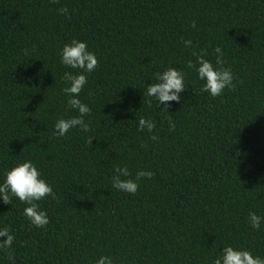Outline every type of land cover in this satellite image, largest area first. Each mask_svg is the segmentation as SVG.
<instances>
[{
  "label": "trees",
  "instance_id": "1",
  "mask_svg": "<svg viewBox=\"0 0 264 264\" xmlns=\"http://www.w3.org/2000/svg\"><path fill=\"white\" fill-rule=\"evenodd\" d=\"M74 39L98 60L79 94L90 131L56 137L78 115L59 55ZM218 46L235 87L213 98L187 63L215 66ZM169 67L186 90L166 112L144 93ZM29 160L54 193L38 202L49 223L0 202L15 237L0 264H213L226 246L264 258V225L248 222L264 217V0H0V182ZM125 166L154 173L135 195L112 187Z\"/></svg>",
  "mask_w": 264,
  "mask_h": 264
},
{
  "label": "clouds",
  "instance_id": "2",
  "mask_svg": "<svg viewBox=\"0 0 264 264\" xmlns=\"http://www.w3.org/2000/svg\"><path fill=\"white\" fill-rule=\"evenodd\" d=\"M58 11L61 15L66 16L68 14L67 8H61ZM192 27L195 28V22H193ZM183 43L186 48L192 46L191 40H185ZM214 53L216 54L215 66L211 61L204 59L202 55L197 56L195 64L192 61L187 63V68H195L197 78L204 82L200 91L213 98L219 97L225 89L232 90L235 87L231 69L223 67L225 61L221 47H216ZM59 55L60 63L66 68L74 70L64 73L63 79L67 86L63 92L69 97L67 101L69 108L77 112L78 115L68 119H58L53 126V134L56 137H64L74 128H79L80 131L88 133L90 127L85 122L84 117L90 114L91 109L87 104L81 102L79 94L87 84L88 74L95 71L98 65L96 54L88 49L86 42L74 39L62 47ZM185 75V72L174 67H169L162 72H155L153 73L155 82L145 85L146 92L144 95L153 98L156 101V107L163 105L162 110L167 112L169 102L179 103L180 94L186 90ZM155 127L156 124L151 119L140 118L137 122L138 131L152 132ZM174 127L175 125L170 121V130ZM150 139L156 140L157 137L152 136ZM91 141L89 139V144ZM114 172L112 187L129 195L136 194L139 188L138 181L151 179L154 175L151 171L139 170L134 178H128L131 177V173L126 166L116 167ZM121 177L126 179H121ZM53 195L51 185L42 178V173L30 160L5 171L3 180L0 182V202L10 205L12 198L15 197L26 204L24 215L37 228L45 227L49 223L47 213L41 210L38 202ZM248 222L253 229L258 230L264 225V217L250 213ZM14 239L10 229L7 227L0 229V248H11ZM8 259L14 264V258L11 255ZM96 264H114V262L111 257L102 256L96 261ZM213 264H264V258L253 256L247 250H238L232 246H226L219 251V255Z\"/></svg>",
  "mask_w": 264,
  "mask_h": 264
}]
</instances>
